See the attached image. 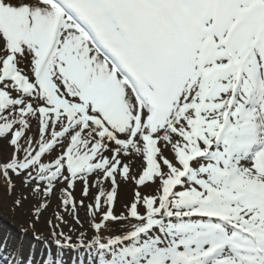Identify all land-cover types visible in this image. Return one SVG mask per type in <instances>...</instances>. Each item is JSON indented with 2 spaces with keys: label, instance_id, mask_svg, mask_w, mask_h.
I'll use <instances>...</instances> for the list:
<instances>
[{
  "label": "snow or ice",
  "instance_id": "1",
  "mask_svg": "<svg viewBox=\"0 0 264 264\" xmlns=\"http://www.w3.org/2000/svg\"><path fill=\"white\" fill-rule=\"evenodd\" d=\"M0 178L39 264H264V0H0Z\"/></svg>",
  "mask_w": 264,
  "mask_h": 264
},
{
  "label": "rangeland",
  "instance_id": "2",
  "mask_svg": "<svg viewBox=\"0 0 264 264\" xmlns=\"http://www.w3.org/2000/svg\"><path fill=\"white\" fill-rule=\"evenodd\" d=\"M3 180L0 178V239H6L8 242V251L4 253V256L8 259H13L18 253V259L24 260L31 253L34 260L39 264L45 248L50 246L53 251H55V245L50 244V228L47 224V221L54 219L53 213L58 210V200L53 198L51 205L44 212L43 216L40 219V222L36 224V233L35 235L41 236L42 238H47L46 240H35L33 229L30 226L28 220L33 207V201L31 198L25 201L23 208H17L15 212L10 211L12 200L7 198L6 186ZM17 194L21 191L20 181L17 180ZM128 191H131V186H128ZM80 185H77L76 195L79 197ZM14 199V197H13ZM120 210V206H117V211ZM80 217L84 221V226L81 229L79 224H76L75 221L70 216L65 218L68 220V225H62L63 231L69 233V228H74L76 231H73L69 234L73 236V239H76V236L79 231H86L88 235L91 236L92 232L88 226V218L85 216V210L80 209ZM17 224L20 228L13 224ZM110 227H113L110 225ZM31 231L30 233H26ZM107 235V233H105ZM71 252L74 255V258L78 259L80 256H84L87 259V253L85 250H80L79 252L74 250H66L63 256V259L66 261V264H71L70 257L68 253ZM73 264V262H72Z\"/></svg>",
  "mask_w": 264,
  "mask_h": 264
},
{
  "label": "bare ground",
  "instance_id": "3",
  "mask_svg": "<svg viewBox=\"0 0 264 264\" xmlns=\"http://www.w3.org/2000/svg\"><path fill=\"white\" fill-rule=\"evenodd\" d=\"M69 256H71L70 252L68 253Z\"/></svg>",
  "mask_w": 264,
  "mask_h": 264
}]
</instances>
